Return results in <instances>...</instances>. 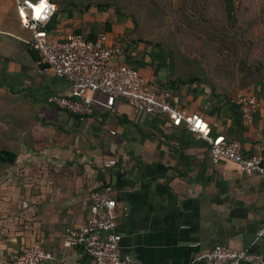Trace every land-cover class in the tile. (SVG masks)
<instances>
[{
  "label": "crops",
  "instance_id": "crops-1",
  "mask_svg": "<svg viewBox=\"0 0 264 264\" xmlns=\"http://www.w3.org/2000/svg\"><path fill=\"white\" fill-rule=\"evenodd\" d=\"M17 19L13 0H0V87L25 91L33 101L65 96L68 83L32 60L30 32ZM69 21L60 14L50 34L65 38L55 33ZM129 49L123 44L120 60L132 62L135 53ZM136 68L153 89L166 88L165 75L147 65ZM250 91L258 93L262 105L252 125H244L235 97ZM177 92L180 106L205 120L212 137L237 141L244 155L264 147V82L242 89L223 83L213 95L205 84L193 83L180 85ZM95 100L90 117L45 112L54 141L49 175L38 180L42 185L31 197L17 185L2 187L0 264H12L32 243L50 254L43 264H91L80 248H65L62 241L68 229L88 217L90 190L104 184L112 187L116 200L115 232L122 251L136 264H191L217 245L260 254L264 261V235L256 240L264 223V177L248 176L228 161L213 163L207 143L184 124L137 114L121 100L113 109L105 107L102 96ZM23 148L30 156L28 144ZM108 160L116 163L103 171ZM2 179L19 183L15 177Z\"/></svg>",
  "mask_w": 264,
  "mask_h": 264
},
{
  "label": "built area",
  "instance_id": "built-area-1",
  "mask_svg": "<svg viewBox=\"0 0 264 264\" xmlns=\"http://www.w3.org/2000/svg\"><path fill=\"white\" fill-rule=\"evenodd\" d=\"M22 28L31 33V45L54 76L64 79L69 86L65 96L53 95L48 102L72 115L85 118L94 113L97 95L104 98L105 107L113 109L116 101H124L137 114L161 115L172 125L184 124L198 134L209 147L213 163L228 161L248 176L264 177V147L252 155H244L237 141L223 136L212 137L210 128L199 115L189 113L180 106V98L171 89L161 91L151 87L137 69L130 67L119 56L123 42L118 34L102 33L96 39H86L79 34H68L63 39L54 38L47 29L51 23L54 6L49 0H13ZM244 125H252L261 109L258 93L250 91L235 97ZM114 160L103 163L106 171L115 165ZM89 215L77 228L66 231L62 245L80 248L91 264H136L121 247V236L115 232L118 224L116 200L112 187L104 184L89 192ZM27 208V202H22ZM264 235V223L256 240ZM51 259L39 243H32L16 256L12 264H43ZM260 254L248 250H235L217 245L191 264H263Z\"/></svg>",
  "mask_w": 264,
  "mask_h": 264
},
{
  "label": "rangeland",
  "instance_id": "rangeland-1",
  "mask_svg": "<svg viewBox=\"0 0 264 264\" xmlns=\"http://www.w3.org/2000/svg\"><path fill=\"white\" fill-rule=\"evenodd\" d=\"M233 1L238 21L236 30L232 31L237 44V59L231 56V52H224L223 46L218 50L223 40L220 34H225L221 30L229 28L220 0H58V8L69 6L66 13L60 14L67 16L70 23L65 24L69 27L64 25L55 34L66 37L79 24L83 26L84 34L90 29L100 34L104 32V23L110 21L112 33L123 36L135 58L149 70L165 75L167 81L195 75L209 79L210 74L217 78L215 66L216 70L227 69L232 74L235 65L239 67V63L244 62V54L252 58L264 57V0ZM17 23L20 24L19 19ZM213 29L220 31L215 35ZM226 37L232 35L228 32ZM218 51L220 54H216ZM232 60L236 63H231ZM199 63L206 64L199 67ZM130 65L137 66L135 61ZM25 93L7 86L0 87V149L20 155L14 165H0V180L1 177L2 181L6 177H15L19 183L0 182V191L6 190L3 186L17 185L22 194L27 190L31 197L42 185L38 180L47 177L50 171L48 160L54 141L49 135L50 123L46 122L45 112L53 110L57 113L59 109L48 106L49 103H45L48 101H33ZM26 144L30 147V156L24 152Z\"/></svg>",
  "mask_w": 264,
  "mask_h": 264
},
{
  "label": "trees",
  "instance_id": "trees-1",
  "mask_svg": "<svg viewBox=\"0 0 264 264\" xmlns=\"http://www.w3.org/2000/svg\"><path fill=\"white\" fill-rule=\"evenodd\" d=\"M49 1L54 6V13H53V17H52V20L50 23V25H51L52 22L57 20V17L60 15V13L63 14V13H66L68 11L69 6L58 8V4H59L58 0H49ZM220 1L223 3V6L225 8L226 18H227V22L229 24V28L226 27L225 29L223 28L221 30V32L225 31V34H222V35L220 34L221 39H223V40L221 41L220 44H222V45L219 46L218 50H220L223 46L225 48L224 52H226V51L231 52V56L234 59H237L238 58L237 44H236V41L234 40L235 38L233 37V35H234L233 32L236 30L238 21H237V17L235 14L234 1L233 0H220ZM98 7L103 8L101 5H98ZM104 7L107 8V6H104ZM88 8H89V6L87 5L86 10ZM50 25L47 28L48 30L50 29L49 28ZM103 30H104V32H102V33H112V24L110 21H106L104 23ZM83 31H84L83 28L75 29L72 33L82 35L86 39H90V40L96 39L97 36L99 35V34H95L94 31L91 29L88 32V34H84ZM217 31H220V30L213 29V32L215 33V35H216ZM228 32L230 35H232V37H230V38L226 37V35H228ZM102 33H100V34H102ZM120 37L122 39L123 44H125L124 40H123V36H120ZM229 40H232V41L229 42ZM211 41H212V39H210V42ZM27 45H28V53H29L30 57L32 58V60L35 61L36 63L39 62L40 63L39 67H41V69L46 68L45 64H41V59L38 56L37 52L33 49L31 43L29 42ZM216 54H220V51H218ZM129 59H131L132 61H135V65L141 64V62H139V60L137 61V58H135V57H133V58L130 57ZM232 62L236 63L235 60H232L231 63ZM126 63L130 67L137 69L136 66H131L129 61ZM225 63H227V62H225ZM204 64H206V63H199V67H202ZM210 65H211V63H210ZM227 65H228V63L225 64V66H227ZM223 67H224V65L221 64V69H223ZM216 68H217V66H215V72H218L217 74L215 73L218 76L217 78H213L214 75H211V74H210L209 79H202L201 76L195 75V76H192L188 79L170 80L167 82L166 88L171 89L174 94L178 95L177 90H178L180 85L193 84V83L205 84L206 86L209 87V89L213 95V94H215V92L217 90L220 89V87L222 86L223 83H225V84L235 83L236 88L239 87V89H242L244 86L252 84L253 82H259V83L264 82V60H257L255 58L250 57V55L247 56L244 54V62H240L239 67L237 65H235V68L233 67L234 71L232 74L227 69H226V71L221 72L219 70H216ZM216 96H217V94H216ZM49 104L51 106H54L55 110L59 109L54 104H51V103H49ZM59 110H61V109H59ZM61 111H64V110H61ZM70 115L77 117V116L72 115V114H70ZM17 158H18V154L15 151L0 149V165L12 166L15 164Z\"/></svg>",
  "mask_w": 264,
  "mask_h": 264
}]
</instances>
